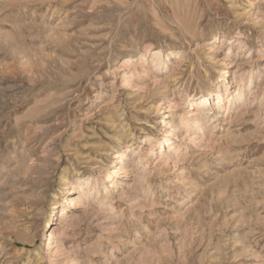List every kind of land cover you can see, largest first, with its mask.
I'll return each instance as SVG.
<instances>
[{
	"label": "rangeland",
	"instance_id": "rangeland-1",
	"mask_svg": "<svg viewBox=\"0 0 264 264\" xmlns=\"http://www.w3.org/2000/svg\"><path fill=\"white\" fill-rule=\"evenodd\" d=\"M0 264H264V0H0Z\"/></svg>",
	"mask_w": 264,
	"mask_h": 264
},
{
	"label": "bare ground",
	"instance_id": "bare-ground-1",
	"mask_svg": "<svg viewBox=\"0 0 264 264\" xmlns=\"http://www.w3.org/2000/svg\"><path fill=\"white\" fill-rule=\"evenodd\" d=\"M217 96V99H219L221 96L219 95V94H217L216 95ZM206 100V99H205ZM193 116H195V115H191L189 118H191V117H193ZM116 159H119V161H120V163H124V156H123V154H119V155H117L116 157H115ZM115 177H118V174H115L114 175V178ZM114 180V179H113ZM115 187V182L114 181H112V182H110V188L111 189H113ZM83 191H84V188H81V187H79V189L75 192L76 194H82L83 193ZM84 194V193H83ZM56 210L58 209L57 207H54Z\"/></svg>",
	"mask_w": 264,
	"mask_h": 264
}]
</instances>
